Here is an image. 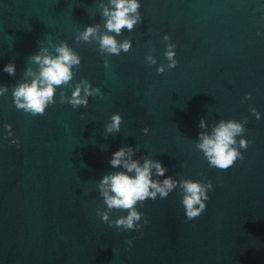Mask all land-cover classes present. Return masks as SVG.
Wrapping results in <instances>:
<instances>
[{
    "label": "water",
    "instance_id": "95a60500",
    "mask_svg": "<svg viewBox=\"0 0 264 264\" xmlns=\"http://www.w3.org/2000/svg\"><path fill=\"white\" fill-rule=\"evenodd\" d=\"M138 2L141 21L116 36L131 49L101 55L96 41L75 37L97 24L107 32L110 0H0V87H8L0 95V264H264V0ZM166 35L178 64L158 74L169 63ZM62 42L81 58L73 80L44 115L18 110L14 88L40 71L28 58L58 56ZM9 63L15 76L3 71ZM84 79L102 95L87 107L61 104V92L70 98ZM117 113L120 131L105 139ZM245 118L236 137L250 142L238 148L243 159L210 167L198 133ZM121 147L133 148L141 166L147 158L167 169L156 177L153 168L154 180L211 181L206 210L187 220L178 184L167 198L137 204L148 221L140 231L109 228L96 216L107 211L98 184L123 171L109 163ZM127 215L113 210L110 219Z\"/></svg>",
    "mask_w": 264,
    "mask_h": 264
},
{
    "label": "clouds",
    "instance_id": "9594fccd",
    "mask_svg": "<svg viewBox=\"0 0 264 264\" xmlns=\"http://www.w3.org/2000/svg\"><path fill=\"white\" fill-rule=\"evenodd\" d=\"M141 5L138 0H110V7H104L103 17H106L104 27L107 32L99 31L100 25L88 26L75 37V42L80 41L91 43L93 40L99 44L101 55H120L123 51L127 53L132 43L125 39L122 43H118L116 36L122 34V30L127 29L132 31L134 26L141 21L139 13ZM112 32L116 35H108ZM170 40L169 36L164 37L167 43ZM175 44L167 43V50L164 53L169 61L167 66L160 65L158 74L165 72L168 69L175 68L178 61L175 59L173 49ZM42 51H46L42 49ZM58 56H41L39 54L30 56L28 59L34 61L40 66L39 76L31 81V83H20L14 88L12 96L14 104L18 110H23L25 113H30L32 116H42L46 109L55 103L54 95L56 89L61 86H68L73 80L72 68L79 70L81 58L73 52L66 42H62L59 47L55 48ZM145 59L152 65L157 63L152 55H147ZM105 67H108L105 63ZM9 76H15L16 68L13 63H9L3 69ZM25 72V75H29ZM8 92V87H0V95ZM102 95L99 88H93L86 80H81L75 85L71 97H67L63 92L60 94V103L70 104L73 109L78 107H87L89 97ZM251 95L245 97L250 99ZM250 111L257 119H260V114L255 108ZM110 123L105 126V139L108 134L119 133L120 126L123 122L120 114H114L110 117ZM247 123V118L244 121L236 122L235 120L221 121L217 127L213 128L211 136L201 132L198 133L200 143L197 147L203 152L208 160L210 167L220 170H227L234 165L237 159H243L238 148L247 149L249 141L241 139L237 145L236 137L240 136L245 131L244 124ZM8 129L9 136L12 135L11 125L5 126ZM200 128H205V121L201 119ZM142 132L147 135L148 128L142 129ZM13 144L18 143V140H13ZM134 149L131 147H121L118 151L112 154L109 161L113 169L122 168L123 171H118L114 174L104 175L99 181L98 190L103 198V203L107 207V211L97 209L96 216L103 223H106L109 228H116L122 231H140L143 225L139 223L142 219L146 224L147 217L143 213L137 211V204L140 207L144 206V202L148 199L155 201L157 197L164 199L177 188L178 184L181 189L182 205L185 209L187 220L191 221L198 218L205 210V201L209 199L207 193L212 190L211 181L206 183L193 182L190 179L177 181L171 176L160 180L153 179L152 169H155L156 177H164L167 169L159 162L144 158L143 165L140 162L133 160ZM134 173V175H130ZM113 210L127 211L128 215L121 216L115 220L110 219V213ZM126 244L131 247L132 241H126Z\"/></svg>",
    "mask_w": 264,
    "mask_h": 264
}]
</instances>
